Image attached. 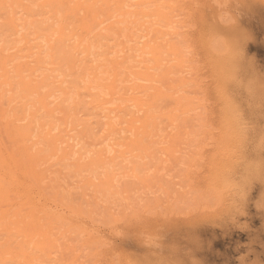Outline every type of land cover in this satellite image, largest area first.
Segmentation results:
<instances>
[{"label": "clouds", "instance_id": "9594fccd", "mask_svg": "<svg viewBox=\"0 0 264 264\" xmlns=\"http://www.w3.org/2000/svg\"><path fill=\"white\" fill-rule=\"evenodd\" d=\"M0 264H264V0H0Z\"/></svg>", "mask_w": 264, "mask_h": 264}, {"label": "rangeland", "instance_id": "374dc122", "mask_svg": "<svg viewBox=\"0 0 264 264\" xmlns=\"http://www.w3.org/2000/svg\"><path fill=\"white\" fill-rule=\"evenodd\" d=\"M261 221L255 219L254 226H259ZM205 237L210 241L209 257L216 260L220 254L232 252L237 244L247 240L248 234L242 232H225L219 228H207L204 230Z\"/></svg>", "mask_w": 264, "mask_h": 264}]
</instances>
